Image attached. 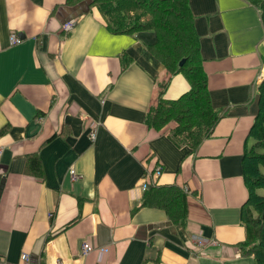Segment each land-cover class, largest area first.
<instances>
[{
  "label": "crops",
  "instance_id": "obj_1",
  "mask_svg": "<svg viewBox=\"0 0 264 264\" xmlns=\"http://www.w3.org/2000/svg\"><path fill=\"white\" fill-rule=\"evenodd\" d=\"M189 7L221 113L195 151L171 142L174 124L156 132L143 123L169 77L147 51L153 33L111 34L89 0H0V264H18L23 253L29 264H98L96 252L80 255L83 241L109 248L103 264H255L239 254L248 197L241 162L264 81V27L243 0ZM12 33L19 44L10 45ZM189 89L173 75L163 98ZM156 167L157 185L187 190L184 226L158 209L130 213L141 177ZM193 235L215 243L200 248Z\"/></svg>",
  "mask_w": 264,
  "mask_h": 264
},
{
  "label": "trees",
  "instance_id": "obj_2",
  "mask_svg": "<svg viewBox=\"0 0 264 264\" xmlns=\"http://www.w3.org/2000/svg\"><path fill=\"white\" fill-rule=\"evenodd\" d=\"M85 0H67L75 5ZM259 11L264 27V0H243ZM104 18L113 35L151 32L156 41L147 51L159 62L167 80L158 83V95L144 116V125L156 132L165 131L177 148L187 147L195 151L201 142L209 138L221 113L212 107L207 75L203 70L199 36L189 0H89ZM121 72L130 64L121 57ZM183 61L182 65H180ZM181 74L190 89L176 100L163 98L171 76ZM258 110L248 133L253 141L244 148L242 177L248 192L247 201L240 211L245 228V239L239 244L242 257H253L255 264H264V81L258 86ZM54 138V137H52ZM51 138V139H52ZM37 158V155H31ZM262 191L260 195L258 192ZM187 195L177 185H150L143 191L139 204L131 209V215L139 210L158 209L166 213L174 226L187 222Z\"/></svg>",
  "mask_w": 264,
  "mask_h": 264
},
{
  "label": "built area",
  "instance_id": "obj_3",
  "mask_svg": "<svg viewBox=\"0 0 264 264\" xmlns=\"http://www.w3.org/2000/svg\"><path fill=\"white\" fill-rule=\"evenodd\" d=\"M74 26H75V20L66 22L62 27L63 32L68 34L73 29ZM20 42H21V39L16 34L10 35V39H9L10 45H16V44H19ZM89 139L91 141L95 139V132L90 131ZM69 174L72 179H77V175L73 170H70ZM160 175H161L160 167H156L152 172H145L143 176L141 177V188L143 190H146L148 186L155 185ZM185 192H187L186 189H185ZM191 240L193 241L194 244H196L200 248L205 247L208 244L215 243L212 240H206L196 235H193L191 237ZM108 251H109V248L107 246L106 247H95L88 241H83L80 245V255L82 257H85V256H88L96 252V255L98 256V264H103L104 256L108 253ZM18 264H29V255H27L26 253H23L20 257V262Z\"/></svg>",
  "mask_w": 264,
  "mask_h": 264
},
{
  "label": "rangeland",
  "instance_id": "obj_4",
  "mask_svg": "<svg viewBox=\"0 0 264 264\" xmlns=\"http://www.w3.org/2000/svg\"><path fill=\"white\" fill-rule=\"evenodd\" d=\"M260 195H262L263 194V192L262 191H260V192H258Z\"/></svg>",
  "mask_w": 264,
  "mask_h": 264
},
{
  "label": "water",
  "instance_id": "obj_5",
  "mask_svg": "<svg viewBox=\"0 0 264 264\" xmlns=\"http://www.w3.org/2000/svg\"><path fill=\"white\" fill-rule=\"evenodd\" d=\"M183 61H181L180 65H182Z\"/></svg>",
  "mask_w": 264,
  "mask_h": 264
}]
</instances>
